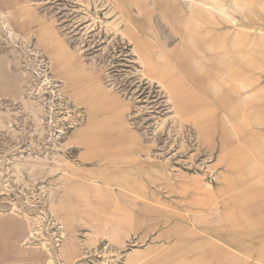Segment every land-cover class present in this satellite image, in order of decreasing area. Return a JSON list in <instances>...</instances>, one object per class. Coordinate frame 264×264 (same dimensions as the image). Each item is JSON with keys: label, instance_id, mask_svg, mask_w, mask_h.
<instances>
[{"label": "rangeland", "instance_id": "1", "mask_svg": "<svg viewBox=\"0 0 264 264\" xmlns=\"http://www.w3.org/2000/svg\"><path fill=\"white\" fill-rule=\"evenodd\" d=\"M18 223L4 264H264V0H0Z\"/></svg>", "mask_w": 264, "mask_h": 264}, {"label": "crops", "instance_id": "2", "mask_svg": "<svg viewBox=\"0 0 264 264\" xmlns=\"http://www.w3.org/2000/svg\"><path fill=\"white\" fill-rule=\"evenodd\" d=\"M218 41H219V39L216 40V42H218ZM196 60L202 66V69H204L205 66L203 65V63L199 59H196ZM217 64H219V62H212V64H210V67L208 69H210L211 71H213L214 74L216 75V77L220 80V79L223 78V75L225 76V71L223 70V68L221 66H218ZM153 65L154 64H152V66ZM154 67H155V69H158L159 68L161 71L164 68L167 67L168 73L169 74L172 73V68H170L166 64L159 65V67L156 66V65H154ZM230 82H232V80ZM177 88H178V84L175 82L174 85H172L170 87V90H174L175 91ZM17 226L18 227H17L16 232L14 231V232H12V235L11 236H8L9 239L6 238V237L1 238V240H0V260L3 259L6 256L11 257L12 259H14L15 258L14 256H16V255H15V253L11 252V249L13 248L12 250H14V252H15V250H17L16 252L18 253V250H19L20 245L21 244L24 245L25 242H26V240H27L26 238L27 237L29 238V235L28 236L26 235V232L24 230L23 224L18 223ZM0 234H2V233H0ZM1 263L2 262H0V264ZM8 264H12V262L11 263H8Z\"/></svg>", "mask_w": 264, "mask_h": 264}, {"label": "bare ground", "instance_id": "3", "mask_svg": "<svg viewBox=\"0 0 264 264\" xmlns=\"http://www.w3.org/2000/svg\"><path fill=\"white\" fill-rule=\"evenodd\" d=\"M17 1H18V0H17ZM221 15H222V14H221ZM224 16H225V15H224ZM226 16H227V15H226ZM226 16H225V17H226ZM230 20H231V19H230ZM237 35H238V34H237ZM235 37H236V39H238L237 36H235ZM163 70H164V72L167 71L166 68H164ZM166 73H167V72H166ZM145 76H146V75H145ZM155 79H158L159 83L161 84V79H163V77L160 76V75L158 74V77H155ZM153 80H154V79H153ZM162 81H163V80H162ZM163 82H164V81H163ZM164 83H165V82H164ZM164 83H162V84H164ZM163 86H164V85H163ZM166 90H167V89H166ZM242 111H243V110H241V114H242ZM115 238H116V237H115ZM27 239H28V237H27ZM120 239H121V238H120ZM118 241H119V240H118ZM110 242H114V243H115L116 241H110ZM116 243L120 244V242H116ZM67 245H68V244H67ZM72 245H73V243H71L69 246H72ZM105 245H106V244H105ZM110 245H111V244H110ZM108 246H109V245H108ZM67 254H68V253H67ZM63 255H64V254H63ZM55 258H56V257H55ZM8 259H10V258H8ZM17 259H18V258H17ZM10 260H11V259H10ZM12 260H13V259H12ZM3 264H4V263H3ZM16 264H17V262H16Z\"/></svg>", "mask_w": 264, "mask_h": 264}]
</instances>
